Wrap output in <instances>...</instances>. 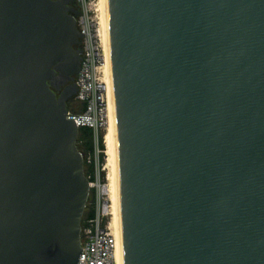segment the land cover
<instances>
[{
    "label": "water",
    "instance_id": "obj_1",
    "mask_svg": "<svg viewBox=\"0 0 264 264\" xmlns=\"http://www.w3.org/2000/svg\"><path fill=\"white\" fill-rule=\"evenodd\" d=\"M68 1L0 0V264L80 255L90 181L48 83L79 71ZM108 22L123 264H264V0H108Z\"/></svg>",
    "mask_w": 264,
    "mask_h": 264
},
{
    "label": "built area",
    "instance_id": "obj_2",
    "mask_svg": "<svg viewBox=\"0 0 264 264\" xmlns=\"http://www.w3.org/2000/svg\"><path fill=\"white\" fill-rule=\"evenodd\" d=\"M80 33L83 38L85 32ZM102 64V54L95 47L84 44L75 79L74 106L67 107V118L78 128L91 129L94 141H98L107 124V102L99 76ZM103 189L97 194L93 217L85 218L81 223L77 264H118L115 239L110 229L109 204Z\"/></svg>",
    "mask_w": 264,
    "mask_h": 264
},
{
    "label": "bare ground",
    "instance_id": "obj_3",
    "mask_svg": "<svg viewBox=\"0 0 264 264\" xmlns=\"http://www.w3.org/2000/svg\"><path fill=\"white\" fill-rule=\"evenodd\" d=\"M100 41L102 46L103 64L101 66V81L104 85L107 102V124L104 132V144L107 153L108 186L107 194L109 204L110 229L115 239L116 256L118 264H123L122 244L120 231L119 181H118V155L117 130L115 117L114 92L112 81V68L110 59V38L108 22V0H100ZM99 31V30H98Z\"/></svg>",
    "mask_w": 264,
    "mask_h": 264
},
{
    "label": "rangeland",
    "instance_id": "obj_4",
    "mask_svg": "<svg viewBox=\"0 0 264 264\" xmlns=\"http://www.w3.org/2000/svg\"><path fill=\"white\" fill-rule=\"evenodd\" d=\"M75 9H76V22L78 30L84 31V37L81 39V48L84 44L95 47L98 53L102 54V46L100 41V0H75ZM99 30V31H98ZM101 77V71L99 73ZM74 106L73 102L70 104ZM104 131L102 135V144L103 150H100L98 147V141H94V151L89 152L84 151V173L85 176L91 177L92 186L90 187L89 196L84 211L87 212L91 207L95 208L97 194L104 188L105 194H109L107 189L108 186V168L107 166V153L106 146L104 144ZM79 145V146H78ZM77 146L80 147V144L77 142ZM80 150V148H78ZM81 151V150H80ZM107 195V199H108ZM109 200V199H108ZM83 214V216H84Z\"/></svg>",
    "mask_w": 264,
    "mask_h": 264
},
{
    "label": "flooded vegetation",
    "instance_id": "obj_5",
    "mask_svg": "<svg viewBox=\"0 0 264 264\" xmlns=\"http://www.w3.org/2000/svg\"><path fill=\"white\" fill-rule=\"evenodd\" d=\"M56 1V0H54ZM75 0H69L66 2V7L71 8L67 13L68 15L73 16L75 19L76 9H75ZM81 39H79V43L74 46L75 49L82 50L81 48ZM81 61V60H80ZM80 67V63H79ZM77 74L68 73L67 75H62V73L58 70H55V75L52 80H49L48 83L50 84V88L54 92L56 98H59L62 94L66 96L65 102L66 106L69 107L70 104L74 101L75 94L73 93V89H67L68 86L74 85L75 86V79ZM76 87V86H75ZM77 89V88H76Z\"/></svg>",
    "mask_w": 264,
    "mask_h": 264
},
{
    "label": "trees",
    "instance_id": "obj_6",
    "mask_svg": "<svg viewBox=\"0 0 264 264\" xmlns=\"http://www.w3.org/2000/svg\"><path fill=\"white\" fill-rule=\"evenodd\" d=\"M77 142L80 144V150L84 153L86 150L89 152L94 151V139H93V134L92 130L86 127L79 128V134L77 138ZM79 146V145H78ZM98 147L100 150H103V144H102V135L99 136L98 139ZM89 181H92L91 177H88ZM94 215V208L91 207L87 212H85L82 222L85 218H91Z\"/></svg>",
    "mask_w": 264,
    "mask_h": 264
}]
</instances>
